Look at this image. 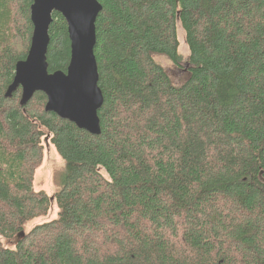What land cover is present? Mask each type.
Here are the masks:
<instances>
[{"label":"trees","instance_id":"1","mask_svg":"<svg viewBox=\"0 0 264 264\" xmlns=\"http://www.w3.org/2000/svg\"><path fill=\"white\" fill-rule=\"evenodd\" d=\"M99 1L93 134L43 91L6 96L33 1L0 0V264H264V0ZM53 18L51 73L71 58ZM46 142L64 161L52 195L34 188Z\"/></svg>","mask_w":264,"mask_h":264},{"label":"water","instance_id":"2","mask_svg":"<svg viewBox=\"0 0 264 264\" xmlns=\"http://www.w3.org/2000/svg\"><path fill=\"white\" fill-rule=\"evenodd\" d=\"M31 20L34 26L28 55L16 65L13 83L6 96L22 88L21 104L43 91L48 97L46 110L58 114L93 134L101 133L99 109L104 94L99 86V70L95 55L96 21L103 9L99 0H32ZM55 12L68 23L71 58L67 71L49 72L47 53L50 27ZM25 237L19 232L14 240Z\"/></svg>","mask_w":264,"mask_h":264},{"label":"rangeland","instance_id":"3","mask_svg":"<svg viewBox=\"0 0 264 264\" xmlns=\"http://www.w3.org/2000/svg\"><path fill=\"white\" fill-rule=\"evenodd\" d=\"M179 31H180L179 38L181 43L180 52L182 55L181 62L182 64H185L189 60L190 50L185 42V35L181 27ZM157 59L158 62H160L167 68L175 83H181L186 80L187 77L183 73V70L178 66H176L172 61L163 57H158ZM45 150H46L45 161L42 167L39 168L38 170L35 179L34 188L37 190H45L50 195H52L56 192L60 184L59 183L60 173L62 172L64 161L57 152L56 148L49 142L45 143ZM56 213H57V206L56 203L53 202V206L49 215L38 218L33 222V224H38L48 220H52L55 217Z\"/></svg>","mask_w":264,"mask_h":264},{"label":"flooded vegetation","instance_id":"4","mask_svg":"<svg viewBox=\"0 0 264 264\" xmlns=\"http://www.w3.org/2000/svg\"><path fill=\"white\" fill-rule=\"evenodd\" d=\"M183 71H186V69H184Z\"/></svg>","mask_w":264,"mask_h":264}]
</instances>
